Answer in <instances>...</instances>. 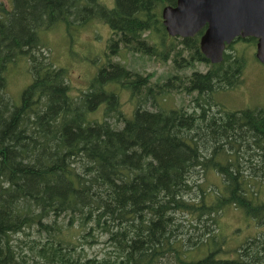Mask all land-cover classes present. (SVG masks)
Here are the masks:
<instances>
[{
    "label": "trees",
    "instance_id": "1",
    "mask_svg": "<svg viewBox=\"0 0 264 264\" xmlns=\"http://www.w3.org/2000/svg\"><path fill=\"white\" fill-rule=\"evenodd\" d=\"M175 4L0 0V264H264L262 231L221 255L219 224L233 207L264 226V106L225 109L200 96L238 85L247 59L235 44L257 40L235 37L212 63L200 50L205 27L167 33L161 10ZM96 17L114 34L115 56L121 44L177 70L209 68L160 82L109 55L73 91L40 33ZM20 60L30 80L14 102L9 71ZM121 90L135 101L129 115ZM176 90L198 92L193 110L164 107ZM101 240L108 250L87 254Z\"/></svg>",
    "mask_w": 264,
    "mask_h": 264
},
{
    "label": "rangeland",
    "instance_id": "2",
    "mask_svg": "<svg viewBox=\"0 0 264 264\" xmlns=\"http://www.w3.org/2000/svg\"><path fill=\"white\" fill-rule=\"evenodd\" d=\"M107 8L115 5V0H98ZM40 36L46 47L50 50L51 58L57 66L65 67L67 81L73 91L84 90L97 70L103 66L109 55L110 39L114 36L112 30L100 17H96L83 25L64 24L42 31ZM46 41L44 40V38ZM246 56V65L241 75V82L235 87L227 90H218L210 94L200 93L203 100L212 99L213 102L221 104L225 109H237L245 105L264 106V64L258 61L255 56V44L250 40H242L235 44ZM242 47V48H241ZM119 61L128 69H136L143 74H151V78L156 81H164L170 74L178 72L183 75L191 73L194 69L205 71L209 68L208 63L195 62L194 66L177 70L171 61H160L151 59L142 53L127 51L120 44V49L116 55ZM115 55L110 56L116 59ZM27 62L20 60L10 69L8 94L14 102H19L22 88L29 82L30 75L27 70ZM197 91L187 94L184 91H173L161 103L166 109L185 106L193 110L194 106H188L189 100L197 95ZM121 107L124 111H130L134 99L127 91H120ZM104 104L100 105V108ZM188 106V107H187ZM99 112L90 116H97ZM131 114V111L127 113ZM122 123H118L120 126ZM207 185L216 189L212 182H218V177L208 173L206 175ZM220 179V178H219ZM221 227L220 234L224 237L223 252L221 255L231 256L235 254V248L242 244L246 238L258 232L264 233V226H257L254 221L246 216L241 210L233 207L226 208L219 216ZM205 249V248H204ZM108 246L101 240L97 244L86 246L89 255L100 254L107 251ZM202 252H191L188 257L199 256Z\"/></svg>",
    "mask_w": 264,
    "mask_h": 264
},
{
    "label": "water",
    "instance_id": "3",
    "mask_svg": "<svg viewBox=\"0 0 264 264\" xmlns=\"http://www.w3.org/2000/svg\"><path fill=\"white\" fill-rule=\"evenodd\" d=\"M161 17L172 36H193L205 27L200 50L212 63L221 61L235 37H255V57L264 64V0H176Z\"/></svg>",
    "mask_w": 264,
    "mask_h": 264
}]
</instances>
